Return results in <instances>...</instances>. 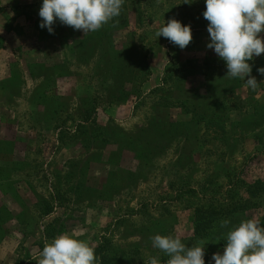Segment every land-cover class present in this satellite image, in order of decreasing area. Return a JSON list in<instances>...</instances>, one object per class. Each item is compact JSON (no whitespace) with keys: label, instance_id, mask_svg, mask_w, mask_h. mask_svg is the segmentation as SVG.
<instances>
[{"label":"rangeland","instance_id":"1","mask_svg":"<svg viewBox=\"0 0 264 264\" xmlns=\"http://www.w3.org/2000/svg\"><path fill=\"white\" fill-rule=\"evenodd\" d=\"M185 2H124L120 15L114 18L116 29L111 44L93 41L78 48L73 44L72 55L60 46L58 36L42 42L55 52L57 60H66L64 69L70 85L64 82L62 88H70L71 84L76 87L79 82L82 107L94 104L93 112L85 115L100 124L89 126V133L85 127L87 137L81 142L86 149L95 146L94 153L62 168L57 164L52 178L43 171L48 173L60 147L51 142L50 136L72 137L76 122L64 119L72 109L66 110L64 105L63 115L52 128L51 124L36 125L38 109L29 104L34 102L33 97L22 91L25 83L20 75L13 82L1 84L9 88L5 105L21 132L32 128L41 136L47 130L46 140L42 138L44 142L37 143V148H44L52 159L39 166V155L35 158L33 153V159L23 167L26 169L19 172L18 177L34 189L32 195L20 183V191L17 190L24 200L10 191L12 172H0V208L5 205L19 216L11 224L7 222L5 235L0 229V264H37L45 244L64 233L86 241L94 250L102 246L99 264H145L150 256H165L152 247L150 237L156 234L179 237L188 247L203 240L199 230L195 235L192 232L193 211L197 207L203 209L209 201L206 221L213 237L220 240L218 244L214 240L204 242L205 264H215L213 254H223L226 244L221 239L242 220L255 218L264 226V81L257 71L264 67V57L263 63L261 56L248 61L251 76L259 83L255 90L246 88L244 80L226 77L225 62L207 48L211 41L209 22L203 17L205 0ZM42 3L43 0H0V49L5 43L7 64L18 60L22 68L21 52L42 45L35 41L33 27ZM172 18L191 26L193 39L183 50L155 35ZM43 32L55 35L56 30L54 27V34H50L44 28ZM73 36L85 37L74 29ZM95 36L94 39L101 37ZM207 91L212 93L210 103L213 99L216 105L208 110L203 98ZM221 97L225 98L224 105ZM115 98L125 99L107 105ZM38 103L43 109L56 104L60 109L63 105L48 98H40ZM190 110L200 116L214 110L225 122L222 126L216 122L206 125L207 118H194L195 124ZM78 111L81 113L82 108ZM152 117L164 124L156 126ZM111 118L115 120L113 125L108 123ZM123 133L132 138L127 148L118 150L110 141ZM89 135L94 136L95 142ZM118 153L122 154L120 159ZM97 158L112 162L119 159V165L109 184L102 185L100 193H93L82 188V181L86 161ZM96 199L101 202L96 204ZM7 218L8 214L0 215L4 221ZM223 220L229 221L228 227H221ZM192 234L193 241L189 242Z\"/></svg>","mask_w":264,"mask_h":264},{"label":"clouds","instance_id":"2","mask_svg":"<svg viewBox=\"0 0 264 264\" xmlns=\"http://www.w3.org/2000/svg\"><path fill=\"white\" fill-rule=\"evenodd\" d=\"M123 3L124 0H43L39 26L54 34L53 26L58 20L86 35L118 17ZM185 4H189L187 0ZM205 8L203 17L209 22L211 41L207 48L225 62L226 77L244 80L246 88L255 90L259 83L251 76L248 61L264 54V0H205ZM155 35L182 50L193 39L191 26L182 25L175 18ZM257 71L264 76V67ZM228 225V220L221 222L222 228ZM150 240L153 248L169 257L166 264H205L203 240L191 247L172 235L156 234ZM212 260L215 264H264V226L255 218L242 220L227 232L223 254L214 253ZM37 264H99V259L89 243L64 233L45 244ZM145 264L161 261L153 256Z\"/></svg>","mask_w":264,"mask_h":264},{"label":"crops","instance_id":"3","mask_svg":"<svg viewBox=\"0 0 264 264\" xmlns=\"http://www.w3.org/2000/svg\"><path fill=\"white\" fill-rule=\"evenodd\" d=\"M35 41L38 42L39 40L36 38ZM40 43L42 42H38L37 44L39 45ZM2 45L3 46L0 49V62H3V66L0 65V87L1 84L4 83V81L12 78L13 70L15 67V69L20 72L19 75L25 83L22 91L26 95L31 96L33 94H37L55 101H61V103L63 104L62 106H66V110L69 108L73 110L79 108V103L83 99V96H81L83 93H80L82 91L78 90L79 82H77L76 87L71 84L70 88H62L64 82H68V77L66 75H62V73L60 72V68L66 67L65 59L61 57L57 60L55 52L52 49H49V47L45 48L42 43V45L33 47L31 49L29 48V50L21 52L19 59H22L24 63L21 68L20 62L18 60L11 61L8 64L6 63L5 60L8 58V55H5L4 53L3 47L5 46V43H3ZM16 46H18V49H22L20 47V44L18 45V41ZM28 55L30 57H26ZM80 88L82 89V87ZM6 93L9 94V92H5L0 88V172H12L13 181L10 186V191H12L11 193L15 191L16 197L18 199H22L18 194V190L20 191V189H18L20 183L22 184L23 182V185L26 186L25 191L31 193L32 195H34V189L28 186L27 182L18 177V175H20L19 172L26 169L23 167H26L25 164L29 163L31 158L33 159L34 154L35 158H37V154L39 155L37 158V161H39V166L41 164L42 166H44L47 163V160L52 159V157L49 154H45L44 148L41 147V149L39 150L37 148V143H40L41 145V143L44 142L42 138L46 140L47 131H45L41 136L37 135L32 128H30V130L21 132L19 123L17 122L14 115L12 114V116H9V108L5 105V98L7 95ZM62 93L65 95H63ZM72 93H77L78 96H74ZM69 100L73 101L70 102ZM65 102L66 104H64ZM32 106L36 107L39 112L42 109L40 104H35ZM36 118L38 117L36 116L34 119L35 124L42 125V120H38ZM109 121L114 123L115 120L111 118L109 119ZM76 123L86 125L89 122L83 123L77 121ZM46 124L47 123H44V125ZM92 124H97V126H100L98 122H94ZM53 137L55 138L54 140ZM50 138L51 142H53L54 144H58L60 147L59 149H57L56 154L54 155L55 158L53 157L52 162L50 163L48 173H46V171H43V174L45 176L51 178L53 174H56L57 172V167H55L57 164H61L60 167L62 168L64 164L68 162L76 163V161H79L86 156H90V152H92L93 154V151H95V146H93L92 150L89 148L86 149L81 145V142L79 140L68 141V139H66L65 137H60V135L56 134L50 136ZM121 156L122 154L119 155V159L121 158ZM119 159L115 164L109 163V161L103 160L102 158L86 161L82 188L91 191L101 190L102 185H105V181L109 177V175L113 174L118 168ZM58 190L60 191V187L58 188ZM93 202L98 204L99 202H101V200L96 199ZM32 204L33 203H30L28 205L31 206ZM3 206V209H5L8 214L7 220L3 221V223L1 224V229H3V233L5 235V230L7 231V222L9 224L13 223L15 222V220L19 219V216L13 209H7L5 205Z\"/></svg>","mask_w":264,"mask_h":264},{"label":"trees","instance_id":"4","mask_svg":"<svg viewBox=\"0 0 264 264\" xmlns=\"http://www.w3.org/2000/svg\"><path fill=\"white\" fill-rule=\"evenodd\" d=\"M127 1H129V0H124V2L126 3ZM40 8H41V6H40ZM40 10V9H39ZM39 10L37 11V17L36 18H38V21H36V25H34L33 27H34V30L36 31V34H37V39L40 41V42H46V41H48V39L49 38H54V36H58V37H56V39L58 40V42L60 41V46H63L64 48H66V50H67V52H68V54H70V55H72V53H73V51H72V49H73V44H75L74 45V47L75 48H78V46H80V45H84V44H87V42L88 43H90V42H93V41H98V43H101V42H103V43H106V44H111V36H112V33H114V31H115V27H114V23H115V19H113L112 21H110L109 23H107V24H105L99 31H96V32H89L88 34H86L85 35V37L84 38H76V37H74L73 36V28L72 27H69V26H66V25H62L58 20H57V22L55 23V25L53 26V27H55V30H56V32H55V35H47L48 33H44L43 32V30L44 29H42L39 25H40V23H41V18L39 17ZM47 29V28H46ZM95 35H98V36H101L100 37V39H94L96 36ZM65 44H67V45H65ZM65 46H67V47H65ZM261 57H262V59H261ZM261 57H260V59H261V62L263 63V57H264V54H263V56L261 55ZM76 60L78 61L79 60V57H78V55H76ZM260 59H259V61H260ZM262 66H264V63L263 64H261ZM106 68H107V66H106ZM99 71V70H98ZM60 72L62 73V75H66L67 76V72L65 71V69H64V67H62V68H60ZM96 72L95 71H93V75L95 74ZM98 73V72H97ZM19 76V72L16 70V69H14L13 70V74H12V78L11 79H8V80H6V81H4V83H10V82H13L15 79H16V77H18ZM261 76V79H263V81H264V76H262V75H260ZM108 78V80L109 79H111V77H107ZM2 90H4L5 92H9V88L8 87H6V86H4L3 87V85L0 87ZM10 95V94H9ZM35 95H37V94H35ZM211 95H212V93L210 92V91H207V93H206V97H203V98H205L206 99V104H207V110L211 107H216V105H214V103H213V99H212V101H211V103H210V100H211ZM32 97H33V99H34V102H32V103H30V101H29V104H32V105H35V104H40V103H38L39 102V100H40V98H44V99H47V98H45L44 96L42 97L41 95H37V96H39V98H37V97H35L34 96V94L33 95H31ZM202 98V97H201ZM223 98L224 97H221L219 100H220V102L221 103H223ZM49 99V101L50 100H52V99H50V98H48ZM125 99V98H124ZM124 99H119V98H115V99H112V100H109L108 101V104L107 105H110V104H118V103H120V102H123V100ZM225 99V98H224ZM32 101V100H31ZM55 101V100H54ZM82 101H84V99H82L81 101H80V103L82 102ZM85 101H87V100H85ZM93 101L95 102V99L93 98ZM87 102H89V101H87ZM79 103V108L78 109H76V110H73L72 109V111H71V113H70V115L68 116V118L67 117H64V119H69V121H71V122H77V121H79V122H83V123H86V122H89L88 124H86V125H81V124H78V123H75V129H74V134H72V135H70V136H72V137H70V138H66V139H68V141L69 140H79L80 142H82L83 141V137L84 136H86L87 137V135H85V130H86V128L85 127H87V130H86V132L87 133H89L90 131H92V130H89L88 129V127L89 126H93V127H96V125H93L92 123H94L95 122V120L92 118V117H89V116H87L86 117V115L85 114H89L90 112H93V109H94V104L93 105H88V107H82V105ZM225 104V101H224V103L222 104V105H224ZM40 106L42 107V109L40 110V112L39 111H36L37 112V117L38 118H36V119H38V120H42V122H43V124L42 125H44V123H47L46 125H45V127L47 126V125H49V124H51L50 126H51V128H52V126H53V123L59 118V116H61V115H63V112H64V107L62 106V108H58L59 106L56 104V107H50V108H46V109H43L44 107L40 104ZM206 107H205V109H206ZM82 108V112L81 113H79L80 111H78L79 109H81ZM222 108H224L223 106H222ZM197 109V108H196ZM77 111H78V113H77ZM200 111H204V109H201ZM228 111V110H227ZM205 112V111H204ZM61 114V115H60ZM189 114H190V116H191V119H192V121L196 124L197 123V121H201V120H204L205 118H207L206 119V125H210V124H213V123H217L218 125H220V126H222L223 125V123L225 122V119H222V117L221 116H217V114L218 113H216V112H214V110H212L208 115H205V116H200L199 115V112L197 113V112H195V110H190L189 111ZM46 115H48L49 116V119H46L45 118V116ZM71 115H73V116H71ZM77 115L79 116L80 115V117L78 118L77 117ZM215 115V116H214ZM36 117V116H35ZM194 118H196V120L194 119ZM64 119L62 120V122H63V124H65V122H64ZM77 119H79V120H77ZM37 121V120H36ZM151 122H153V124H155L156 126H158V127H160L161 125H163L164 123H161L159 120H154V118L152 117V120H151ZM108 123H110V125H113L112 124V122L111 121H108ZM168 124H174V123H172V122H170V123H168ZM57 125H59V124H57ZM108 125V124H107ZM93 129V128H92ZM97 129H99L100 131H101V128L100 127H98ZM45 130V129H44ZM94 130V129H93ZM47 131V130H46ZM102 132V131H101ZM86 133V134H87ZM123 135V136H122ZM93 136V135H92ZM92 136H90L89 135V138L90 137H92ZM60 137H65V136H63L62 134L60 135ZM97 137V136H96ZM93 139V141L95 142V139H94V136L92 137ZM98 138V137H97ZM131 136H129V135H127V134H125V133H123V134H120V135H118V137L116 138V137H114V139H112L111 141H110V144H112V145H115V147L118 149V150H122L123 148H127V145L129 144V142L131 141ZM106 140V139H105ZM95 144V143H94ZM82 146H84L85 144H81ZM117 155H120V153H118ZM90 160H95V159H90ZM109 161V163H113V164H115L116 162H112L111 160H108ZM112 174H110L109 175V177L106 179V181H105V185H103V186H107V184H109V178H110V176H111ZM56 191H57V189H56ZM90 192H93V193H100L101 191L99 190V191H91V190H89ZM210 201L208 202V204L206 205H204L203 206V209L202 208H195L194 209V213H193V226H192V232H193V234L195 235V234H197L198 232H197V230H199V238L200 239H203V241L204 242H207L208 240H214L213 242H215V243H217L218 244V242H219V240L220 239H215L214 237H213V235H212V233L209 231V229H211L212 227L211 226H209V221H206L207 219H209V214H210V209H209V205H210ZM230 210H232V209H230ZM235 210V209H234ZM2 214V216H5V214H7L6 213V211L3 209V208H0V215ZM3 219H0V229H1V224L3 223ZM199 221H200V223H199ZM220 222V221H219ZM231 223H236V221H230ZM197 224H199V228H197ZM219 226V225H218ZM235 226H237V225H235ZM193 234H192V237H190L189 238V242H191V241H193ZM221 242H222V244L224 243V242H226V238H223V239H221ZM105 250V249H104ZM100 254L101 255H103V249H102V246H100V247H97L96 249H95V255L97 256V257H99L100 256ZM151 257V256H150ZM169 257H167L166 255L165 256H160L159 257V259H160V261H161V264H166V261H167V259H168Z\"/></svg>","mask_w":264,"mask_h":264}]
</instances>
